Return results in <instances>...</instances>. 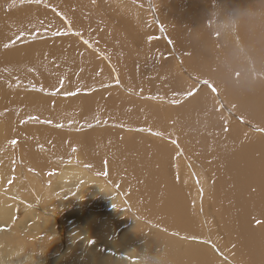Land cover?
<instances>
[{
    "label": "bare ground",
    "instance_id": "6f19581e",
    "mask_svg": "<svg viewBox=\"0 0 264 264\" xmlns=\"http://www.w3.org/2000/svg\"><path fill=\"white\" fill-rule=\"evenodd\" d=\"M29 1L15 0L18 7L9 10L10 0H0V112L7 109L5 118L7 123H13L14 135L19 130L18 138L25 139L18 145L30 164L33 158L40 165L42 162L34 154V145L26 144L30 131L21 132L24 129L17 123L27 121L26 117L34 114L53 119V124L63 123L69 116H74L76 124H89L99 116L144 131L151 128L154 135L167 137L176 145L173 148L138 134L133 138H119L104 131L70 135L67 140L63 136L65 131L51 134L46 128L34 129L42 135V144L50 143L48 138L56 136L51 145L67 143L70 148L77 145V156L83 165L98 170L106 159L110 166L107 182L126 193L127 204L148 224L141 223L123 232L124 228L118 234L120 227L129 224L130 218L120 217V214L117 217L121 219L114 221L117 211H123L125 200L118 199L111 187L95 178L101 181L95 184L100 189L95 186L94 193H89L86 187L79 201L71 203L77 200L78 191L72 190L69 176L84 167L59 163L58 181L65 189L60 205L54 207L57 214L49 211L42 219L48 218L43 225L51 224L53 217L60 222L65 250L57 256L62 257L45 254L44 259L35 263L40 257H31L35 248L54 253L59 249L61 238L51 233L50 238L37 239V234L19 227L18 233L22 235L19 243L17 238L6 243L8 234H0V264L12 262L11 258L19 260V264H222L207 243L213 251L222 253L228 264H264V66L259 69L264 65V0H148L146 11L154 15V21L159 19L165 30L163 35L172 45L171 63L167 61L162 66L152 61V55L161 51V42L147 45L146 50L139 41L130 48L115 43L113 33L111 38L101 37L100 33L91 37L90 17L82 15L79 8L71 11L68 6L73 0H50L59 12L63 10L69 15L68 21L82 36L97 41L128 91L146 100V103H133L132 99L119 103L98 94L79 95L63 109L56 108L60 106L56 103L52 110L47 100L32 93L23 97L9 94L6 89L9 82L3 80L15 78L16 84L19 80L31 81L34 86L42 85L51 91L54 82L62 77L68 82V90L75 85L83 89L96 87L110 80L105 72L100 78H94L101 62L85 59L83 67L80 65V56L85 53L78 50L74 41L67 40L66 44L56 38V43L50 40L52 46H48V40L49 44L34 46L35 41L26 51L21 47L13 48L16 36L22 31H36L39 26L50 32L56 24L62 27L47 14L48 10L43 13L40 7L39 10L35 5L29 7ZM143 21L138 22L142 36L146 40L158 36L159 32L148 25L153 23ZM6 45L8 52L3 51ZM72 49L76 52L70 54ZM186 78L208 81L215 86L216 93L203 85L193 92L195 87H190ZM144 91H147L145 96L140 95ZM65 101H61L62 105ZM224 108L232 114L231 120L235 118L242 125L234 119V127L222 129L220 121L226 117ZM18 113L19 120L13 116ZM9 138V133L0 131V145ZM176 152L184 153L189 164L185 163L186 168L175 165ZM48 154L55 155L50 150ZM187 167L193 178L186 172ZM84 178L81 180L86 184ZM182 181L190 187L194 184L195 190L201 187L196 197L202 199L203 223L196 219V211H191V196ZM66 189L74 193L68 194ZM190 190L192 194L195 192ZM111 197L112 204L117 201L113 205L105 204ZM65 198L72 200L63 206L61 201ZM97 199L100 204L96 203ZM31 223L33 232L40 228L37 233H41L42 228L43 231L49 228ZM160 230L177 234L188 242L168 238ZM15 244L18 245L16 251Z\"/></svg>",
    "mask_w": 264,
    "mask_h": 264
},
{
    "label": "rangeland",
    "instance_id": "374dc122",
    "mask_svg": "<svg viewBox=\"0 0 264 264\" xmlns=\"http://www.w3.org/2000/svg\"><path fill=\"white\" fill-rule=\"evenodd\" d=\"M132 2V3H131ZM144 2V4L142 3ZM148 0H128L127 3V8L131 6V4H133L134 6H138L136 8L141 9L140 7L142 6H146L148 5ZM1 4V3H0ZM2 5V4H1ZM0 5V6H1ZM143 7V9H144ZM146 8V7H145ZM141 9V10H143ZM39 10V9H38ZM148 10V9H147ZM7 11V10H6ZM43 13H45L42 10ZM149 11H143L142 13V17L143 20L146 19V17L144 18V16L146 14H148V20L151 21V23H153L152 25L149 23V27L152 28L154 27V29L156 30V33L159 32L158 36L153 35L152 39L155 37H158L160 40L159 42H161V51L159 52L160 57H161V53L163 54V59L160 61V65L162 66L164 64V61L167 62L168 59H172V55L170 53V51L172 50V45L171 43L167 40V38L163 35V33H165V30L163 28L162 23L159 21H154V15L151 14V12ZM146 13V14H145ZM144 15V16H143ZM153 16V18H152ZM216 17H218L219 15H215ZM52 19H57L60 24L62 26H64V23L60 20V18L58 19L57 17H52ZM54 22V21H53ZM56 24V22H54ZM207 20L205 21V26L206 25ZM57 26V27H56ZM6 30L9 29L8 24L6 23ZM38 30L32 32V33H24V31H22L21 33H19L16 36V39L14 41L15 44H13V48L15 47H21L24 49V51H26L27 49H30V44H33V42H35L33 45L36 46L38 44H47L48 40H49V45L48 46H52L51 42H55L57 39L56 38H61L60 41L64 40V42L67 44V40H74L77 41V39L75 38V36H73V34H70L66 31V33L61 34L59 31L61 30V26L58 27V25H54L52 26L53 30L51 29L50 32H48V29L46 28H41L38 26ZM73 30H75L73 28ZM54 31V32H51ZM47 33V34H46ZM162 33V35H161ZM22 34V35H21ZM50 34V35H48ZM39 35V36H38ZM46 35V36H45ZM215 35V34H214ZM22 36V37H21ZM24 36V37H23ZM41 36V37H40ZM54 36V37H53ZM29 38V39H28ZM54 38V40H53ZM42 39V40H40ZM51 40V42H50ZM53 40V41H52ZM58 40V41H59ZM16 41L18 43H16ZM43 41V42H42ZM56 43V42H55ZM75 43V42H74ZM83 43H86L89 46H93L90 43H87L86 41H84ZM12 44V43H11ZM82 45L81 47H79L78 50H80V52L82 50H88L93 54V61H99L101 62V65H104L107 69V71L109 72V74L113 77L115 76V81L113 82V86L122 90V92L116 93V92H106L103 95H100L99 97H103V99H113V100H117L119 103H125L127 100L132 99L135 101H138L139 99L134 98L130 95V93H127L123 88V86H119V77H117L116 74V70H115V66L108 61L107 58H102L99 53H101V55L103 54V51L100 49H89L87 48V45ZM76 45V44H75ZM77 46V45H76ZM5 50V51H4ZM4 52H8L9 51V47H4L3 49ZM37 52H40L37 51ZM70 54H73V52L75 53V49H72L71 51H69ZM66 53V52H65ZM159 56V55H158ZM101 59L102 61L98 60ZM158 60H160V58L158 57ZM27 62V61H26ZM103 62V64H102ZM173 62V61H172ZM264 65L259 66V69H263ZM11 78V77H10ZM8 79L7 80H3V81H8L9 83V87H7V92L11 95L14 94H19L21 97L25 96L26 94H34L36 96H39L41 98H44L45 100L48 101L51 110L52 108L55 109L54 105H60V106H56V108H60L63 109L65 106H67L66 104H70L74 99L79 97H83V96H87V97H92L94 95V93H96L97 91H101V90H108L112 87V83L107 82L105 84L96 86V87H92V86H88V87H74V89L68 90V82L66 81V79L64 77H62L60 80L55 81L53 84V91L48 90V89H44L42 85H38L37 87L34 86L33 82L31 81H21L19 80L17 82V84L15 83L16 79ZM186 80H188V84L190 87H195L194 91H196V89L198 87H201L202 85L209 88L211 93H216V89L215 86L213 84H211L210 82H206V81H202V82H195L193 79H189L186 78ZM14 82V83H13ZM195 82V83H193ZM26 83V84H25ZM210 83V84H209ZM15 84V87H14ZM196 85V86H195ZM18 86V87H17ZM40 86V87H39ZM151 86V85H150ZM92 87V88H91ZM123 87V88H122ZM83 89V90H82ZM117 89V90H118ZM74 90V91H73ZM118 90V91H120ZM34 91V92H33ZM60 92L62 94H60ZM147 91H144V93L140 94V95H144L146 94ZM66 93V94H64ZM77 94V95H76ZM69 95V96H68ZM119 95H123L124 98L119 97ZM215 96V94H213ZM71 98V99H70ZM128 98V99H127ZM68 99V100H67ZM67 100V101H65ZM61 101H65L62 105ZM60 104H59V103ZM153 103H159V101H153ZM63 107V108H62ZM169 109L171 107H168ZM220 108V106H219ZM172 109V108H171ZM223 112H225L226 117L224 118V120H221L220 123L222 125V129L224 130H228L230 127H234V124L232 122V120L234 119H230L229 117H233L232 114L226 109H222ZM5 111H7V109H3V112H0V131H3V133H9L10 134V138L8 140H5L3 144H1L0 146V234L1 233H6L8 234V239L6 241L10 242L12 241L14 238H17V243L21 242V238L22 235L21 233H18V229L19 227H23L24 229H26L25 231L30 232L31 234H37L36 238H50L52 236V234L55 236H59L60 239V246L59 249L56 250V252L52 253L49 251H42L40 250V248H35L34 249V253L31 255V257H38L35 260V263L41 259L45 258V254H49V256H56V257H62V256H57V253L62 252V250L64 251L65 249L63 248L64 246V242H63V237L62 234H60L61 232V228L59 225V221L56 220V217L51 218L53 220L50 221L51 224H46L43 225L45 223V220H47L48 218H46L45 220H43L42 218H44L49 211L51 214H57V210L55 207V205H60V200H61V195L63 194L62 191L65 189L62 182L58 181V174L59 171H57V168L60 167L59 163H62L63 166H70V164H74V166L76 167H80L83 166L84 168H81L80 170H78L77 172H71L73 175L69 176L71 178V182L73 184L72 190L73 191H78L76 194L78 195L77 200L74 199L72 200V198H65L64 200L61 201V203H63V206H66V204H70L74 203L75 201H79V197L83 196V192L84 188H86L87 191H89V193L93 192L94 193V187L95 188H99L97 185L95 184H99L101 181H96L98 180H102V183H104L103 185H107L109 187H111L114 191L115 196L118 198H124L125 203L123 204V213L120 211H117L116 215L114 216V221L118 222L121 218H118L117 215L120 214V217H126V219H129V224L122 226L118 229V234L121 233V231L123 230V232L128 231L130 229H132L134 226L138 225V224H148L145 223V221H142L141 218H139V216L132 210L131 206L129 204H127V198H126V193L123 194V192L118 189L116 186H113L112 184L108 183L107 180L109 179V174L110 173V166L108 165V162L106 159H104L101 163V168L98 170H95L91 167V165H83L82 162H80V158L77 156L78 155V146L77 145H73L72 148H70V146H66L67 143L64 144H58L56 146L51 145L52 141L56 140L57 137L56 136H52L50 138H48L50 141V143H46V144H42V141L40 139V137L42 136L41 134H39L38 132H36L34 129H40V130H46L48 129L51 134H53L54 132L57 133L58 132L64 134L63 136L69 140V136H78L81 135L83 133H89V132H108L114 135H118L120 136L119 138H125V137H129V138H133L135 135H139L142 137H147L149 138L150 141H157V142H164L169 144L171 147H175L176 143L171 141L169 138L167 139V137L165 138H161L159 136L154 135L151 131V128L146 129L147 131H144L145 129L142 128H138L134 125L131 124H123L120 123L118 121L112 120V119H107V118H101L99 116L96 117V121L91 122L89 124H85L82 122H79L78 124L75 123L73 117L74 116H69L67 118L66 121H64L63 123H54L53 119H43L41 117H38V115L34 114V115H29L26 117V119H28L25 122H19L17 123V125H21V127L24 130L22 131H26V133L28 131H30V138L27 140L26 144H33V148H34V154L35 156L41 160L42 165L36 163V159L33 158V163H29V161L26 159L25 154H21V150L19 148L18 143L21 142L22 140L25 139H19L18 136V132L19 130L16 132V134L14 135V132L12 130V124L7 123V119L5 118ZM63 111V110H62ZM20 113V112H19ZM19 113L16 115L14 114V117H17V119L19 120L21 118V116L19 115ZM36 115V116H35ZM237 124H240L239 122H237V120H234ZM39 124V125H38ZM242 125V124H240ZM244 126V125H243ZM42 127L44 129H42ZM62 127V128H61ZM245 127V126H244ZM246 129H248L247 127H245ZM61 129V130H60ZM7 131V132H6ZM250 131V130H249ZM252 132V131H250ZM261 131H258V133H260ZM157 133V132H155ZM50 134V136H51ZM69 134V135H68ZM67 135V136H66ZM137 135V136H138ZM67 142V141H66ZM59 146V147H57ZM66 146V147H65ZM48 150L52 151L55 155H49L48 154ZM56 150V151H55ZM58 151V152H57ZM64 156V157H62ZM70 160V161H69ZM69 163V164H68ZM81 163V164H80ZM174 163L175 165H179V166H183L184 168H186L184 165L186 163V165L188 166V162H186V158L184 157V153L180 152H176L174 154ZM190 168L187 167V173L190 175L191 178H193L191 175V173L189 172ZM87 170V171H86ZM81 175L82 177L86 178V184L85 182L83 183V180H81L82 177H77L76 175ZM88 174V175H86ZM181 174V173H180ZM179 176L182 177V174ZM84 175V176H83ZM107 175V176H106ZM73 176L75 177L73 179ZM108 177V179L106 178ZM176 177L178 178V176L176 175ZM84 178V179H85ZM96 180H95V179ZM76 179V181H75ZM89 179V181H88ZM93 179V182H92ZM180 178H178L179 180ZM190 179V178H189ZM82 183H81V181ZM95 180V181H94ZM105 180V181H104ZM185 180V179H184ZM58 181V182H57ZM91 181V182H90ZM207 181H209L207 179ZM47 182V183H45ZM99 182V183H98ZM107 182V183H106ZM89 183V184H88ZM92 183V184H91ZM83 184H85L83 186ZM182 184L186 185V188H188V195L191 199L190 201V207H192L191 211L196 213V219L199 222L203 223V218L204 213H203V208H202V199L196 197V193H200L201 187H197L195 190V185L192 184V187H190L189 185H187V182H183ZM80 187H78V186ZM89 185V186H87ZM102 185V184H100ZM78 187V188H76ZM91 187V188H90ZM89 188V189H88ZM193 189L195 192L192 194L189 191H191L190 189ZM79 189V190H78ZM100 189V188H99ZM70 189H66V192L68 194H71ZM74 193V192H73ZM113 193V192H112ZM113 194V195H114ZM193 195V196H192ZM118 198V199H119ZM67 199V200H66ZM70 199V200H69ZM113 198L111 197V201H106L105 204H112ZM45 203H48L50 205V207L46 206ZM95 202V200H94ZM110 202V203H109ZM66 203V204H65ZM96 203L100 204L101 201L99 199H97ZM106 206V205H104ZM199 211H198V210ZM198 211V213H197ZM33 217L31 219L28 218V216ZM35 215V216H33ZM51 217V216H50ZM200 218V220H199ZM42 219V220H41ZM28 220V221H27ZM32 220V221H30ZM34 220V221H33ZM41 221V222H39ZM35 223V225H41L42 227H49L47 229V231H43L44 229L42 228V232L41 233H37L40 228H38L35 232H33V228H32V223ZM44 222V223H43ZM40 223V224H39ZM52 229V231L50 230ZM56 229V230H54ZM55 231H57L55 233ZM59 231V232H58ZM163 230H160L161 233L165 234L168 236V238L171 239H175L179 242H188L187 239H185L184 237H181L177 234L174 233H168V232H162ZM122 232V233H123ZM52 233V234H51ZM2 239V236L0 235V240ZM207 246L209 247V249L213 252V254L217 255L218 258H220V261L222 262V264L227 263L228 264V259H226L225 256H223V254L221 253H217L216 251L212 250V247L207 243ZM15 250L18 247L17 244H15ZM45 247V246H44ZM221 256V257H219ZM11 261L5 262L6 263H10V264H19V260H15L14 258H11ZM61 262L63 261L60 260Z\"/></svg>",
    "mask_w": 264,
    "mask_h": 264
},
{
    "label": "crops",
    "instance_id": "0c3cea01",
    "mask_svg": "<svg viewBox=\"0 0 264 264\" xmlns=\"http://www.w3.org/2000/svg\"><path fill=\"white\" fill-rule=\"evenodd\" d=\"M13 1H15V0H10L11 3L9 2L7 5V8L9 10L11 8L18 7L16 5V3ZM30 1L28 2L29 7L32 8L35 5L34 6L35 8L39 9V7H40V9L43 10L45 13H47V10H48L47 14L51 18L52 17H57L58 19L60 18V20L64 23V26L61 27V30L56 31V32L64 34L67 31L70 34V36L72 33L73 36H75V38L77 39V41L72 40L75 42V44H77V47H81L83 44L85 45L86 43H83V42L86 41L87 43H90L91 45L95 46V47H93V46H89L86 44L87 48H89V49L95 48L96 50L97 49L102 50L97 45L98 44L97 41L88 40V39H86V37L82 36L81 33L78 32L76 29L73 30L71 23L68 21L69 15L67 13L63 12V10L62 11L60 10V12H59L58 11L59 9L56 6H54V5L52 6L50 4V0H30ZM32 1H34L33 2L34 4L32 3ZM42 1H43V3H42ZM71 1L72 0H70V1L68 0V2H71ZM39 2H41V3H39ZM74 2L76 3L75 6L73 4ZM127 3H128V0H103V1L102 0H73L72 4L68 7L69 8L71 7L70 8L71 11L77 10L79 8L78 10L82 12V15L90 17V24L92 26V29L90 30L91 31V37H94L96 35V33H100L101 37L111 38V34L113 33L114 34L113 39H114L115 43L121 44L126 48H130L132 46H136L138 41H139V43H141L143 45V47H145L147 50V47H146L147 45L149 46L151 43L155 44L156 41H160V40H158L159 39L158 37H155L151 40L147 39L148 40L147 41L142 36L143 30H141L139 28L138 22L139 21H141L142 23L144 22L141 14L143 13V11H146V8L144 6H142L141 9H143V7H144V9L141 10V9L136 8L138 6H134L133 4H131V6L127 8V6H128ZM79 4H80V6H79ZM3 6H5V5H3ZM84 6H85V8H83ZM0 7H2V5ZM80 8H82V9H80ZM130 8H132V10ZM62 12L64 14H62ZM51 13H53L52 16H51ZM147 20H148V14L146 15V19H145L146 23L148 22ZM148 25H149V23H148ZM32 32H34V31H30L28 33H32ZM144 42H145V44H144ZM81 52L85 53L84 55L80 56V65L83 67L85 59L87 61H93L92 60L93 54L88 50H82ZM99 55L102 58H107L108 61L111 62L110 57L104 51H103L102 55H101V53H99ZM158 57L160 58V60H158ZM162 59H163L162 53H161V57H160V54H158V53H154L152 55V61L156 65H160V61ZM171 60L172 59H168V61H170V63H171ZM115 70H116L117 77H119V81H120L119 86H123L124 88L123 87L122 88L127 93H130L128 91V89L126 88V86L124 85L123 81L121 80L116 68H115ZM104 72L109 77L110 83H112V87L108 90H104L105 92H103V93L96 92V93H94V95L98 94L100 96V95L105 94L106 92H116L118 94H119V92H122V90L113 86V82L115 81V76L112 77L109 74V72L107 71L106 67L104 65H101V63H98V65H97V68H96V71L94 74V78H100ZM105 83H107V82H104L102 84H105ZM117 89L120 91H118ZM130 95L134 98L139 99L138 102L143 101L142 103H146V100L141 98L139 96V94H131L130 93ZM131 102L134 103L135 100L131 101Z\"/></svg>",
    "mask_w": 264,
    "mask_h": 264
},
{
    "label": "snow or ice",
    "instance_id": "6c2138e0",
    "mask_svg": "<svg viewBox=\"0 0 264 264\" xmlns=\"http://www.w3.org/2000/svg\"><path fill=\"white\" fill-rule=\"evenodd\" d=\"M6 47H7V45H6Z\"/></svg>",
    "mask_w": 264,
    "mask_h": 264
}]
</instances>
